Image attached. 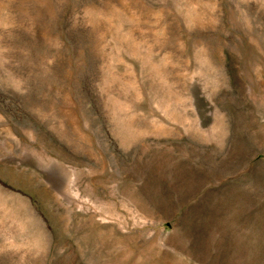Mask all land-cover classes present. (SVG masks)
Listing matches in <instances>:
<instances>
[{
    "label": "rangeland",
    "instance_id": "1",
    "mask_svg": "<svg viewBox=\"0 0 264 264\" xmlns=\"http://www.w3.org/2000/svg\"><path fill=\"white\" fill-rule=\"evenodd\" d=\"M0 264H264V0H0Z\"/></svg>",
    "mask_w": 264,
    "mask_h": 264
}]
</instances>
